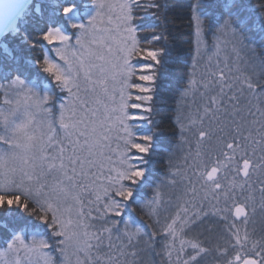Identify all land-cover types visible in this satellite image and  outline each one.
Segmentation results:
<instances>
[{
	"label": "snow or ice",
	"instance_id": "6c2138e0",
	"mask_svg": "<svg viewBox=\"0 0 264 264\" xmlns=\"http://www.w3.org/2000/svg\"><path fill=\"white\" fill-rule=\"evenodd\" d=\"M0 264H264V0H0Z\"/></svg>",
	"mask_w": 264,
	"mask_h": 264
},
{
	"label": "trees",
	"instance_id": "16d2710c",
	"mask_svg": "<svg viewBox=\"0 0 264 264\" xmlns=\"http://www.w3.org/2000/svg\"><path fill=\"white\" fill-rule=\"evenodd\" d=\"M150 195V193H148Z\"/></svg>",
	"mask_w": 264,
	"mask_h": 264
}]
</instances>
